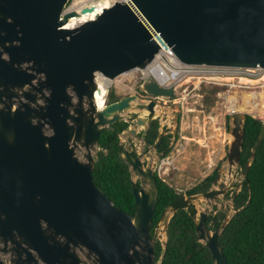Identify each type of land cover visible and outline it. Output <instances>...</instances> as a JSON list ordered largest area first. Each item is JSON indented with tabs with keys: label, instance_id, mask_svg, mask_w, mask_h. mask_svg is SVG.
<instances>
[{
	"label": "water",
	"instance_id": "water-1",
	"mask_svg": "<svg viewBox=\"0 0 264 264\" xmlns=\"http://www.w3.org/2000/svg\"><path fill=\"white\" fill-rule=\"evenodd\" d=\"M70 1L0 0V264H161L151 233L159 186L143 156L157 151L171 129H162L138 155L132 146L138 127H144V139L156 119L157 99L173 102L174 88L149 78L140 85L152 97L148 102L131 94L108 103L109 86L102 106L96 98L99 78L112 82L145 69L160 46L121 1L79 26L63 27L96 10L91 5L64 12ZM132 1L182 62L264 68V0ZM131 109L149 111L130 122L128 143L119 144L139 177V184L133 179L135 213L117 207L94 178L103 131ZM245 117L233 118L229 175L241 161ZM263 139L264 123L238 188ZM220 179L218 171L207 192L180 194L161 222L167 233L172 216L203 196L208 207L194 215L198 239L215 264H229L219 236L231 217L215 230L208 226L209 206L228 190Z\"/></svg>",
	"mask_w": 264,
	"mask_h": 264
},
{
	"label": "trees",
	"instance_id": "trees-1",
	"mask_svg": "<svg viewBox=\"0 0 264 264\" xmlns=\"http://www.w3.org/2000/svg\"><path fill=\"white\" fill-rule=\"evenodd\" d=\"M214 87L216 93L221 90L217 85ZM121 99L112 91L107 102L112 103ZM230 118L228 116L229 121ZM263 123V120L246 114L245 137L239 164L242 169L252 155ZM129 125V122L123 119L103 131L96 154L94 178L117 207L129 213H135L133 174L130 166L119 152V144L122 142L121 134ZM159 133L160 121L155 119L144 138L146 147L157 141ZM171 138L172 134H167L158 149L163 155H167L171 150ZM134 155H138L136 151H134ZM217 172L216 169L196 186L189 189L187 193L198 194L210 190ZM156 177L159 186V199L151 229L153 238H155V229L161 222L162 213L180 195L157 172ZM137 183L139 184V180ZM232 200L235 212L219 236V244L227 261L229 264H264V139L251 160L249 172L240 191L233 194ZM195 211L194 204H191L188 209H180L172 216L167 229L165 246L162 241L156 240L157 262L161 261V264H215L209 247L198 239L194 219ZM226 216V212L223 211L210 215L209 228L211 230L219 228Z\"/></svg>",
	"mask_w": 264,
	"mask_h": 264
},
{
	"label": "rangeland",
	"instance_id": "rangeland-1",
	"mask_svg": "<svg viewBox=\"0 0 264 264\" xmlns=\"http://www.w3.org/2000/svg\"><path fill=\"white\" fill-rule=\"evenodd\" d=\"M73 1L71 0L69 5ZM139 75L140 72L134 70L114 79L106 95L107 101L112 91L121 98L137 94L140 102L151 100V96L140 90ZM188 79L184 83L182 82L179 93L175 94L173 102L168 101L167 98L157 99L156 119L160 121V131L164 128L171 129L168 133L172 134L170 152L163 155L162 152L151 149L143 156V160L145 165L151 164L158 175L173 186L179 194L188 195L189 189L196 186L216 169L221 171L219 182L225 181L228 190L225 195L219 196L212 202L211 207L209 206V214L215 215L223 211L231 217L235 212L232 196L235 192L240 191L241 188H238L237 185L243 178V169L239 165L235 166L232 175H229L227 155L234 138L231 134V129L234 126L233 118L236 114H251L264 121V86H254L239 91L236 103L238 111L232 115L226 108L224 97L218 94L223 92L225 87L217 85L221 90L216 93L214 87L216 85L207 82L201 83L202 77ZM241 80L248 83L246 79ZM236 91L233 90L231 93L236 94ZM148 114L147 110L131 109L124 113L123 118L130 124L138 117L147 118ZM228 116L231 117L230 121ZM143 130V126L138 127L139 133L133 136L132 149L137 154L144 152L147 148L142 138ZM128 135L129 133L125 131L121 134L122 143H128ZM79 153L83 159L82 152ZM133 179L138 181L139 177L133 174ZM212 186L214 185L212 184ZM194 206L199 212L204 211L208 207L207 200L200 196L194 201ZM164 230V225L160 222L155 229L154 240L159 239L165 242L167 233Z\"/></svg>",
	"mask_w": 264,
	"mask_h": 264
},
{
	"label": "built area",
	"instance_id": "built-area-1",
	"mask_svg": "<svg viewBox=\"0 0 264 264\" xmlns=\"http://www.w3.org/2000/svg\"><path fill=\"white\" fill-rule=\"evenodd\" d=\"M113 3L121 1L129 4L140 20L145 24L147 29L152 33L153 38L158 42L160 49L155 55L153 61L145 69H137L140 72L139 80L142 84L149 78H153L160 86L165 88H174L175 94L179 93V88L186 79L192 77H202V82L223 86L226 89L219 92L220 96L225 99L226 108L234 115L237 113L236 103L238 100V92L243 89H250L254 86H264V68H243V67H221V66H199L190 65L182 62L174 52L169 43L162 37L160 32H157L146 17L141 13L132 0H111ZM76 0L71 5H67L64 12L76 10ZM84 0L82 7L91 6ZM81 9L78 12H81ZM84 21L77 22L74 26L64 25L63 27H76ZM231 78L232 80H227ZM241 79H246L248 83L242 82ZM140 84V85H141ZM233 90H237L236 94H232ZM186 91V89H184Z\"/></svg>",
	"mask_w": 264,
	"mask_h": 264
},
{
	"label": "bare ground",
	"instance_id": "bare-ground-1",
	"mask_svg": "<svg viewBox=\"0 0 264 264\" xmlns=\"http://www.w3.org/2000/svg\"><path fill=\"white\" fill-rule=\"evenodd\" d=\"M87 1V3L93 4L96 6V10L91 12V13H87V14H79L78 16H73L69 19L67 26H74L75 24H77V22L80 21H86L92 18H95L96 15L100 12L103 11V9L105 7H108L111 5V0H85ZM82 2H84V0H76V7H74L77 11L81 9L82 7ZM111 84V80L107 79V78H99V85L102 89V93H97V102L99 104V106H102L105 102V94L107 92V87L110 86ZM254 95V94H253ZM263 95V94H262ZM261 95V97H262ZM255 96V95H254ZM257 103V102H256ZM264 103V101H263ZM252 105V104H251ZM254 105V104H253ZM256 106V105H255ZM264 106V105H263ZM239 107V105H238ZM262 107V106H261ZM242 108V107H241ZM244 108V107H243ZM262 109V108H261ZM252 110V109H251ZM182 122V121H181ZM192 127V126H191ZM188 154V153H187Z\"/></svg>",
	"mask_w": 264,
	"mask_h": 264
},
{
	"label": "flooded vegetation",
	"instance_id": "flooded-vegetation-1",
	"mask_svg": "<svg viewBox=\"0 0 264 264\" xmlns=\"http://www.w3.org/2000/svg\"><path fill=\"white\" fill-rule=\"evenodd\" d=\"M151 146V145H150ZM158 151V150H157ZM195 215V214H194ZM210 217V216H209Z\"/></svg>",
	"mask_w": 264,
	"mask_h": 264
},
{
	"label": "clouds",
	"instance_id": "clouds-1",
	"mask_svg": "<svg viewBox=\"0 0 264 264\" xmlns=\"http://www.w3.org/2000/svg\"><path fill=\"white\" fill-rule=\"evenodd\" d=\"M150 96V95H149Z\"/></svg>",
	"mask_w": 264,
	"mask_h": 264
}]
</instances>
